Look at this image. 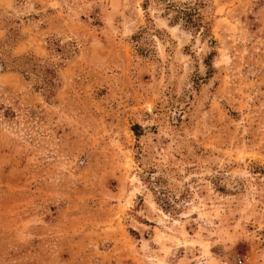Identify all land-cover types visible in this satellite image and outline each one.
Masks as SVG:
<instances>
[{"label":"rangeland","instance_id":"1","mask_svg":"<svg viewBox=\"0 0 264 264\" xmlns=\"http://www.w3.org/2000/svg\"><path fill=\"white\" fill-rule=\"evenodd\" d=\"M201 2L0 0V264H264V0Z\"/></svg>","mask_w":264,"mask_h":264},{"label":"trees","instance_id":"2","mask_svg":"<svg viewBox=\"0 0 264 264\" xmlns=\"http://www.w3.org/2000/svg\"><path fill=\"white\" fill-rule=\"evenodd\" d=\"M149 5L161 7L163 15H170L169 21L172 25L180 22L184 28L200 33L204 38L211 36L210 21L205 20L199 11V8L203 7L201 0H195L193 3L178 2L176 0H142L141 6L143 10H146ZM214 43L215 41L210 39V44ZM212 54V52L209 53L205 58L208 74L212 71V66L209 62Z\"/></svg>","mask_w":264,"mask_h":264},{"label":"built area","instance_id":"3","mask_svg":"<svg viewBox=\"0 0 264 264\" xmlns=\"http://www.w3.org/2000/svg\"><path fill=\"white\" fill-rule=\"evenodd\" d=\"M232 264H247V261L240 256H236L232 259Z\"/></svg>","mask_w":264,"mask_h":264}]
</instances>
